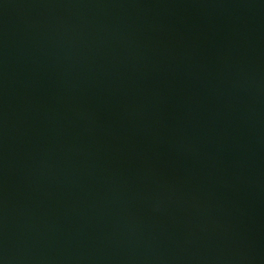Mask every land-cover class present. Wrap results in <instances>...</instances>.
Listing matches in <instances>:
<instances>
[{
    "label": "water",
    "instance_id": "water-1",
    "mask_svg": "<svg viewBox=\"0 0 264 264\" xmlns=\"http://www.w3.org/2000/svg\"><path fill=\"white\" fill-rule=\"evenodd\" d=\"M0 264H264V0H0Z\"/></svg>",
    "mask_w": 264,
    "mask_h": 264
}]
</instances>
